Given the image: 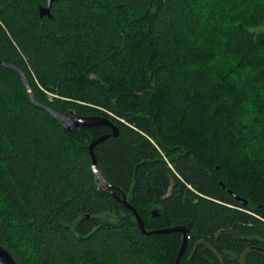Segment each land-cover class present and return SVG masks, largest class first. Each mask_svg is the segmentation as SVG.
<instances>
[{"label":"trees","instance_id":"trees-1","mask_svg":"<svg viewBox=\"0 0 264 264\" xmlns=\"http://www.w3.org/2000/svg\"><path fill=\"white\" fill-rule=\"evenodd\" d=\"M0 0V247L16 264H264V0ZM20 70L34 96L30 100Z\"/></svg>","mask_w":264,"mask_h":264},{"label":"water","instance_id":"water-1","mask_svg":"<svg viewBox=\"0 0 264 264\" xmlns=\"http://www.w3.org/2000/svg\"><path fill=\"white\" fill-rule=\"evenodd\" d=\"M57 0H45V6L39 7L38 12L40 17H50V9L54 2ZM1 66H5V64L0 61ZM10 68L16 70L19 72L24 87L27 90V93L29 95L30 100L34 103V96L30 89L29 83L27 82L24 74L18 70L15 67L9 66ZM51 115L58 117L64 124V127L68 131L78 130V129H84V128H92V127H99V126H106L110 128V133L104 136H100L96 139H94L91 144L88 147L89 153L92 157V170L95 175V179L97 182V188L99 191L103 193H108L112 198H114L116 201H118L120 204L125 206L135 217L136 226L141 231V233L144 236H152V235H162V234H170V233H181L182 234V245L180 247V250L176 256L175 263L179 264L181 258L183 257L186 249V229L184 227H172V228H166V229H160V230H152V231H146L144 229V225L142 223L141 218L138 216L137 212L130 206L128 203L126 197L122 195L121 198H118L114 192V188L107 184L100 172L96 169V161L93 155V149L96 145L102 143L106 139L110 137H116L118 134V130L115 125H113L108 119L104 117H90L87 119H82L79 116H77L73 111H70L68 113V116L66 115H58L55 112L51 110H47ZM0 264H16L14 259L11 257V255L2 247H0Z\"/></svg>","mask_w":264,"mask_h":264}]
</instances>
